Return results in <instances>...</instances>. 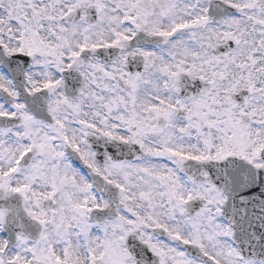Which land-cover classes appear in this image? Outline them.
<instances>
[{
  "label": "snow or ice",
  "instance_id": "1",
  "mask_svg": "<svg viewBox=\"0 0 264 264\" xmlns=\"http://www.w3.org/2000/svg\"><path fill=\"white\" fill-rule=\"evenodd\" d=\"M0 264H264V0H0Z\"/></svg>",
  "mask_w": 264,
  "mask_h": 264
}]
</instances>
